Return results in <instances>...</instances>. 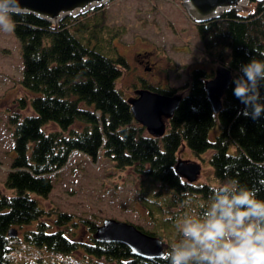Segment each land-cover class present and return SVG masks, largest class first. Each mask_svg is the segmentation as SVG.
Masks as SVG:
<instances>
[{
	"label": "trees",
	"instance_id": "obj_1",
	"mask_svg": "<svg viewBox=\"0 0 264 264\" xmlns=\"http://www.w3.org/2000/svg\"><path fill=\"white\" fill-rule=\"evenodd\" d=\"M250 6L248 12L232 8L213 19L193 21L206 63L231 71L217 113L204 88L212 69H192L178 89H158L142 80L143 88L181 96L159 137L149 135L135 121L128 97L116 86L128 62L115 47L104 55L87 40L91 33L104 35L113 29L104 22L102 6L91 13L64 15L56 22L31 13H13V33L20 43L23 66L20 83L32 93L18 99V108L30 107L32 112L20 115L13 110L8 116L14 126V154L3 180L5 192H0V264H66L60 257L76 254L82 256L79 264H170L166 249L162 257L145 260L122 243L98 241L93 236L97 225L85 219L79 221L89 236L86 241L77 240L75 216L40 205L38 199H46L52 190L51 176L74 152L93 161L105 157L116 169L128 168L138 174L145 206L144 196L153 191L145 178L156 186L209 199L213 197L210 188L231 186L235 179L264 199V111L255 120L252 110L245 116V105L233 94L234 80L244 76L241 65L252 59L264 61V0H250ZM114 29L122 32L119 26ZM258 91L259 103L264 104V79L259 80ZM48 124L55 128L45 129ZM214 127L219 131L210 139ZM182 143L195 155L210 151L209 163L218 186L194 184L177 173ZM160 200L159 196L156 202L162 210ZM186 219L200 220L189 215ZM13 228L14 236L8 233ZM189 264L197 261L192 259Z\"/></svg>",
	"mask_w": 264,
	"mask_h": 264
},
{
	"label": "rangeland",
	"instance_id": "obj_2",
	"mask_svg": "<svg viewBox=\"0 0 264 264\" xmlns=\"http://www.w3.org/2000/svg\"><path fill=\"white\" fill-rule=\"evenodd\" d=\"M245 2L237 9L250 11V0ZM101 6L104 22L113 26V29L104 35L91 33L87 40L104 55H110L108 48L115 47L117 53L128 62V69L116 82L117 88L126 97L132 96L134 90L141 87L142 80L158 89H178L186 83L194 68L203 67L213 72L215 65L206 63L185 0H107L84 12L91 13L92 9ZM115 26H119L122 32L117 33ZM80 40L85 43V39ZM22 69L18 39L13 31L0 30V192H5L3 180L14 154V126L9 123L8 116L13 110L20 115L32 112L30 107L24 110L18 108L19 98L26 94L32 95L20 83ZM50 128L54 129L55 126H45V129ZM218 131L217 127L211 128L209 138L213 139ZM209 157L210 151L195 155L184 143L177 152V161L200 165L194 184L218 186ZM51 177L52 190L46 199H38V202L46 210L57 208L75 216L78 226L74 238L83 241H86L89 232L79 219L94 222L98 226L104 219L113 218L152 231L163 239L165 249L170 250L182 245L186 239L180 231L184 216L202 221L212 202V199L199 195L156 186L145 178L146 185L153 188L144 196L145 206L144 200L140 198L142 179L138 174L135 175L128 168L116 169L105 157L100 156L93 161L80 152L71 154L67 163ZM159 196L162 210L158 209L156 202ZM170 205H176L180 210L175 211L173 207L172 210ZM73 258L78 260L82 256L76 254Z\"/></svg>",
	"mask_w": 264,
	"mask_h": 264
},
{
	"label": "clouds",
	"instance_id": "obj_3",
	"mask_svg": "<svg viewBox=\"0 0 264 264\" xmlns=\"http://www.w3.org/2000/svg\"><path fill=\"white\" fill-rule=\"evenodd\" d=\"M17 0H0V30L15 28L12 19ZM243 77L235 79L234 96L245 105L244 115L257 119L264 111L259 103V80L264 79V61L252 59L241 65ZM246 77V79L244 78ZM213 193L210 210L203 220L183 221L182 245L167 252L170 264H264V199L257 191L233 179L231 186L210 188ZM66 264H79L71 256L60 257Z\"/></svg>",
	"mask_w": 264,
	"mask_h": 264
},
{
	"label": "water",
	"instance_id": "obj_4",
	"mask_svg": "<svg viewBox=\"0 0 264 264\" xmlns=\"http://www.w3.org/2000/svg\"><path fill=\"white\" fill-rule=\"evenodd\" d=\"M107 0H17L15 12L31 13L51 22L64 15H75L101 5ZM245 0H185L190 17L195 22L206 21L220 15L221 11L237 8ZM231 79V71L224 65L214 68L211 78L206 79L204 88L210 107L214 113L221 108V97ZM181 96L166 95L147 88H137L134 95L127 98L133 118L144 126L152 136L165 132V119L171 117ZM177 173L188 182L196 180L200 165L194 162L177 161ZM14 236L16 229H10ZM98 241H113L130 248L132 253L142 259L159 258L164 255L165 244L161 238L140 230L136 225L106 218L98 225L93 234Z\"/></svg>",
	"mask_w": 264,
	"mask_h": 264
},
{
	"label": "bare ground",
	"instance_id": "obj_5",
	"mask_svg": "<svg viewBox=\"0 0 264 264\" xmlns=\"http://www.w3.org/2000/svg\"><path fill=\"white\" fill-rule=\"evenodd\" d=\"M246 1V0H245ZM245 1H242L239 6H243L246 2Z\"/></svg>",
	"mask_w": 264,
	"mask_h": 264
},
{
	"label": "flooded vegetation",
	"instance_id": "obj_6",
	"mask_svg": "<svg viewBox=\"0 0 264 264\" xmlns=\"http://www.w3.org/2000/svg\"><path fill=\"white\" fill-rule=\"evenodd\" d=\"M150 69H151V67L148 68V70H150ZM143 79H144V77H143Z\"/></svg>",
	"mask_w": 264,
	"mask_h": 264
}]
</instances>
